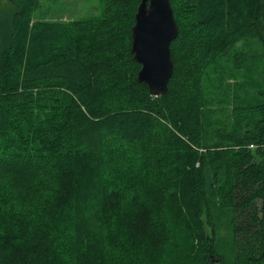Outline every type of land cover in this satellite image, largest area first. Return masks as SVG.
I'll list each match as a JSON object with an SVG mask.
<instances>
[{"label": "trees", "instance_id": "1", "mask_svg": "<svg viewBox=\"0 0 264 264\" xmlns=\"http://www.w3.org/2000/svg\"><path fill=\"white\" fill-rule=\"evenodd\" d=\"M11 1L8 22L0 15V264H264V94L246 125L214 140L204 115L209 70L247 37L264 45V0H170L179 34L163 96L138 81L141 0H105L103 18L70 22ZM117 157L119 188L105 175ZM167 188L178 215L161 212ZM182 218L194 235L176 228Z\"/></svg>", "mask_w": 264, "mask_h": 264}, {"label": "rangeland", "instance_id": "2", "mask_svg": "<svg viewBox=\"0 0 264 264\" xmlns=\"http://www.w3.org/2000/svg\"><path fill=\"white\" fill-rule=\"evenodd\" d=\"M36 1L38 5L36 6L37 14H35L40 18L62 19L70 22L91 18L101 19L105 13V0ZM17 9V6L11 0H0L1 19L6 20V22H8ZM236 63H239V66L235 65ZM218 66L220 68H211L209 70L211 80L207 85L210 91V102L206 103L204 109L205 119L209 121L208 129L210 131L208 132V137L213 140L218 130L233 132L236 129H240V124L241 126L246 125L245 121L240 123L239 119L248 114V106L251 103H257L262 94H264V45L255 37H247L231 49L228 57H222L218 62ZM235 66H237V69H235ZM218 70L220 74L226 76L224 82L214 73ZM239 103L242 104L236 109ZM121 163H123V160L120 157L115 158L114 165L108 167V172L105 173L106 180L115 188H119L122 185L118 183L120 179L117 174L119 171L118 167H121ZM7 166L12 171L9 172L10 178L16 179V173L14 172L17 170L11 163H8ZM9 174L7 175L9 176ZM18 186L22 187L24 185ZM25 189L28 191L27 188ZM159 201L162 213L164 211L167 214V210L171 211L173 209L175 210L174 215L179 214L178 208L182 203L178 191L174 192L167 188ZM89 216L86 219H89ZM95 216L96 214L91 217V222L95 226V230L100 232L98 229L101 228L103 231V226L98 224ZM190 221L182 218L176 224V228L181 225V231L185 234L192 233L194 235L195 230L189 223ZM187 224L190 230L186 227ZM207 230L209 231L208 228ZM96 251L100 252L99 246Z\"/></svg>", "mask_w": 264, "mask_h": 264}, {"label": "water", "instance_id": "3", "mask_svg": "<svg viewBox=\"0 0 264 264\" xmlns=\"http://www.w3.org/2000/svg\"><path fill=\"white\" fill-rule=\"evenodd\" d=\"M132 29V53L142 67L138 81L145 83L155 96H163L174 72L171 44L179 34L170 0H141ZM146 27L151 33L149 56L145 62ZM218 261V260H217Z\"/></svg>", "mask_w": 264, "mask_h": 264}, {"label": "snow or ice", "instance_id": "4", "mask_svg": "<svg viewBox=\"0 0 264 264\" xmlns=\"http://www.w3.org/2000/svg\"><path fill=\"white\" fill-rule=\"evenodd\" d=\"M146 32H147V36L144 40V46H145L144 57H145V62L147 63V57L149 56V38L151 36V33L147 27H146Z\"/></svg>", "mask_w": 264, "mask_h": 264}, {"label": "built area", "instance_id": "5", "mask_svg": "<svg viewBox=\"0 0 264 264\" xmlns=\"http://www.w3.org/2000/svg\"><path fill=\"white\" fill-rule=\"evenodd\" d=\"M250 147H251V148H255V146H254V145H251Z\"/></svg>", "mask_w": 264, "mask_h": 264}]
</instances>
